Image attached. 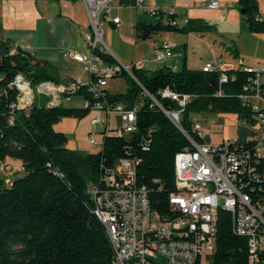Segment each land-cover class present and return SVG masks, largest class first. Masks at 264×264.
<instances>
[{
  "label": "trees",
  "instance_id": "obj_1",
  "mask_svg": "<svg viewBox=\"0 0 264 264\" xmlns=\"http://www.w3.org/2000/svg\"><path fill=\"white\" fill-rule=\"evenodd\" d=\"M237 7L243 10L249 32H264V13L256 0H237ZM153 15L158 16L157 21L134 24L137 40L162 31L188 33L214 28L200 18L178 20L173 12L163 15L157 10ZM92 52L107 64L118 62L99 45ZM226 70L229 79L220 82L217 71L187 67L185 57L180 70L161 66L149 71L131 64L136 80L125 70L116 74L127 78V91L113 94L104 88L98 100L120 103L126 110L135 108L136 130L117 136L103 129L100 149L80 153L66 146L67 136L54 124L62 117L87 115L95 100L93 94L81 84L72 97L81 95L83 107L64 106L63 101L48 107L47 98L35 99L27 109L16 107L19 91L12 81L17 74L32 87L43 81H61L52 74L50 61L3 38L0 25V166L11 157L22 162L24 171L8 182L0 175V264H111L113 247L93 213L87 188L98 185L118 160L131 158L136 161L134 184L145 186L150 207L166 214L167 196L175 189L174 155L189 146L186 136L157 105H151L153 101L141 87L166 108H177V103L162 97L163 89L188 94L181 126L198 142L209 141L207 134L200 138L193 131L194 114L225 111L246 119L250 114L238 95L251 74L241 64ZM140 91L142 105L137 108L134 100ZM237 233L231 212L219 208L212 233L213 264H247L248 234Z\"/></svg>",
  "mask_w": 264,
  "mask_h": 264
},
{
  "label": "built area",
  "instance_id": "obj_2",
  "mask_svg": "<svg viewBox=\"0 0 264 264\" xmlns=\"http://www.w3.org/2000/svg\"><path fill=\"white\" fill-rule=\"evenodd\" d=\"M81 1L89 20L90 31L83 35L89 51L84 54L66 50L62 51V56L78 62L87 74L86 80L74 76L67 82L43 81L36 86L35 92L30 83L17 74L12 81L19 91L15 105L27 109L36 97L41 99V95L48 99L47 104H60L70 100L83 84L95 98L90 107L95 115L90 123L117 133V136L132 133L136 130L135 108L126 110L120 103L112 105L98 100L108 77L125 70L136 80L131 65L119 61L107 64L92 50L102 39L100 18H105L113 9L127 4L153 15L158 8L148 6L150 0ZM204 5L212 9L218 7L216 0H209ZM108 21L119 25L120 17L111 16ZM154 53L158 61L173 54L167 42L155 45ZM237 64L251 74L243 85V92L238 95L243 106L250 111L247 119L237 117L238 122L255 131L254 136L244 141L229 138L217 143L210 140L198 142L181 126L182 110L190 97L188 94L179 95L169 88L163 89L161 96L177 103V108H166L141 87L153 101L151 105H157L186 136L189 146L174 155L175 189L167 196L169 212L166 214L150 207L145 186L134 184L136 161L131 158L118 160L98 185L87 188L95 217L100 218L107 237L115 243L111 264H213L215 248H211V231L216 230L217 221L213 201L231 205V217H238V226L245 227L248 232L247 264H264V65L242 60ZM134 65L141 67L138 63ZM201 69L217 71L220 82L229 79L220 56L212 55L203 62ZM112 121L114 127H111ZM193 131L200 138L206 135L198 120L193 123ZM89 139L96 143L93 132H90Z\"/></svg>",
  "mask_w": 264,
  "mask_h": 264
},
{
  "label": "rangeland",
  "instance_id": "obj_3",
  "mask_svg": "<svg viewBox=\"0 0 264 264\" xmlns=\"http://www.w3.org/2000/svg\"><path fill=\"white\" fill-rule=\"evenodd\" d=\"M261 4L264 9V0H261ZM115 13L120 16L122 21L118 28H113L108 23V19ZM48 19L53 20V22L48 23L47 28L43 24ZM157 20L158 16L128 5L113 9L105 18H100L103 32L99 46L117 61L120 59H117L116 54H121L124 59L121 63L127 66L131 60L142 59L150 54L155 40H163L162 36L166 34L165 31H162L153 34L147 40H137L134 24L138 21L155 22ZM0 23L3 34L6 35V39L12 42V45H19L37 57L49 60L53 65L52 74L60 81L68 74L86 79L87 75L83 72L81 65L71 63L62 56V51L76 49L86 53L89 49L83 39V35L90 31V27L82 2L72 3L68 0H3V3L0 4ZM75 26L77 30L79 27L81 33L70 31ZM49 28H52L53 31L49 32ZM244 32L233 36V38L206 34L189 35L187 38L189 43V66L192 68L201 67L202 62L208 58V54L212 50L215 55L221 56L223 65L227 68H236L238 59H242L245 63L264 65V32H252V35L249 32ZM83 46H85L84 49H82ZM235 53L237 55H234ZM44 54L47 57L43 56ZM148 59L149 57H147ZM144 63L146 70L152 71L155 69L149 61ZM127 86V78L118 75L108 77L105 88L110 93L123 94L127 91ZM32 88L36 92V86ZM141 97L140 91L134 100V106L137 108L142 105ZM38 100H46L45 95H41V99ZM63 105L83 107L84 99L81 95H74L70 100L63 101ZM94 115L95 112L91 109L87 115L81 118L62 117L54 124L57 131H61L67 136L66 146L68 148L80 153H95L100 149L98 144L101 140L102 127L90 123ZM192 117L193 121L198 120L201 123L202 131L209 135L212 143L229 138H238L240 141H244L247 137H252L255 134L252 127L238 122L237 115L234 112H202L194 114ZM113 119L114 116H112ZM113 122L111 127L115 126ZM90 132L94 133L97 144L89 139ZM22 168L20 160L7 157L0 166V175L4 176L6 182H8L10 178L14 179L24 175ZM211 248H214L212 242Z\"/></svg>",
  "mask_w": 264,
  "mask_h": 264
},
{
  "label": "crops",
  "instance_id": "obj_4",
  "mask_svg": "<svg viewBox=\"0 0 264 264\" xmlns=\"http://www.w3.org/2000/svg\"><path fill=\"white\" fill-rule=\"evenodd\" d=\"M208 1L209 0H150L147 3V5L148 6H154V7L158 8V10L160 12H162L163 15H165L166 12H173L176 14V17L178 20H183L186 18H200V19L205 20L209 24H212L214 26V28L212 30L204 31V32L190 31L188 33H178V32L165 31L166 34H164L162 36L163 40H161V41L155 40V42L153 43L152 51L150 52V54L146 55L142 59H138L135 61L131 60L130 63L128 64V66H130L131 64H134V63H138V64H140V66L142 68H145L146 65L144 62L149 61L151 64L154 65L155 69H157L161 66H168L172 70H180L183 66L184 57H185L187 67H190L188 64V46H189V43L187 41L188 40L187 38L189 35L199 36V35H205L206 34V35H218L221 37L228 36V38H233V36H235V35L243 34V31L249 32L247 29L246 23L244 22V19L242 17V14L240 12V9L237 7V0H216L218 3V7L214 8V9L208 8L204 5ZM256 1L258 3V7H259L260 11L264 13V9L262 8L261 0H256ZM81 2L82 1L79 0L78 2L75 1L72 3H81ZM2 3H3V0H0V4H2ZM124 5H127V4H122L118 8H115V9H119ZM82 6H83V3H82ZM128 6L136 8L132 5H128ZM83 9H84V6H83ZM141 10L146 12L144 9H141ZM116 15H118V14L115 13L112 16H116ZM47 21H49V22H47ZM51 22H53V20L48 19V20H46V22L43 25H45L48 28V25H49L48 23H51ZM121 22H122L121 18H120V24L119 25L112 24L110 21H108V23L111 26H114L113 28H118L121 25ZM37 23H38V21H37ZM0 25H1V23H0ZM2 31L3 30H2V26H1V35L3 36V38H6L5 37L6 35L3 34ZM35 31H37V30H35ZM50 31H53V29L49 28V32ZM70 31L71 32H77L78 31L79 33H81V30H79V27L77 30L76 26H75V28H71ZM249 33L252 35V32H249ZM230 40H232V39H230ZM163 42H167L168 44L171 45V49H172L173 54H172V56H169V57L165 58L164 60H161V61L155 60V58H154V56H155L154 47H155V45L162 44ZM84 47L85 46H83L82 49H84ZM74 50L77 52H80V53H84V54H87L89 51V49H87L88 51L85 53L82 50H79V51L76 49H74ZM212 55H215L213 50L210 54H208L207 59H209ZM43 56H46V54H44ZM116 56L118 57L117 58L118 60L120 59L119 62L124 60L123 57L121 56V54H116ZM147 57H149L148 60H147ZM65 59H68V58H65ZM68 60L71 63H78V62H75L71 59H68ZM221 60H222V66L225 67L223 65V59L222 58H221ZM238 60H242V59H238ZM248 64H251V63H248ZM253 64H255V63H253ZM190 68H192V67H190ZM197 68H200V66ZM225 68H227V67H225ZM74 76L76 77L77 75L68 74L67 76H65V78L61 82H67ZM79 78H81V77H79ZM82 80L85 81L86 79H82ZM207 136H208V139L211 141L208 134H207Z\"/></svg>",
  "mask_w": 264,
  "mask_h": 264
},
{
  "label": "bare ground",
  "instance_id": "obj_5",
  "mask_svg": "<svg viewBox=\"0 0 264 264\" xmlns=\"http://www.w3.org/2000/svg\"><path fill=\"white\" fill-rule=\"evenodd\" d=\"M115 134L117 135V133H115ZM95 144H97V142ZM262 158H264V151H262ZM221 207L231 212V205L224 204V202H222V201H213V212L217 213V210L219 208H221ZM93 213L95 215L94 210H93ZM97 219L100 220V218H97ZM233 225H234V230L236 232H238L239 234H248V232L245 231V227L238 226V217H233ZM213 231L214 230L211 231V242H212V233H213ZM108 238L110 239V242H111V237H108ZM111 245L113 247V251H114V254H115V243L111 242Z\"/></svg>",
  "mask_w": 264,
  "mask_h": 264
},
{
  "label": "water",
  "instance_id": "obj_6",
  "mask_svg": "<svg viewBox=\"0 0 264 264\" xmlns=\"http://www.w3.org/2000/svg\"><path fill=\"white\" fill-rule=\"evenodd\" d=\"M241 13H243V10H241L240 11ZM43 101H41V103H42ZM48 107L50 106V107H53V106H58L59 104H53V103H51V104H46Z\"/></svg>",
  "mask_w": 264,
  "mask_h": 264
}]
</instances>
